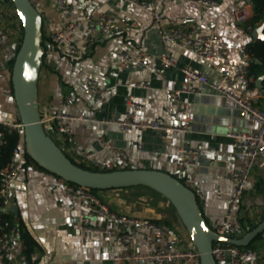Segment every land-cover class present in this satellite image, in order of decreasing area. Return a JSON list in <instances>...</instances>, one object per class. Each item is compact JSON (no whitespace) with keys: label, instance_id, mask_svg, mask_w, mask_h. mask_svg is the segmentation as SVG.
<instances>
[{"label":"crops","instance_id":"0c3cea01","mask_svg":"<svg viewBox=\"0 0 264 264\" xmlns=\"http://www.w3.org/2000/svg\"><path fill=\"white\" fill-rule=\"evenodd\" d=\"M30 1L41 15L42 34L45 38L43 63L37 81L36 102L39 113L53 114L66 98L69 99V104L63 106V111L86 119L73 124V144L68 156L73 161H82L78 151H86L92 152L95 159L106 162L111 154L103 148L99 140L102 139L103 143L125 149V166L172 174L170 163L177 157L181 145L198 149L197 166L190 172L196 189L206 199L205 204L200 205L203 218L210 228L215 220L222 219L233 191L231 183L224 176L229 170L241 165L234 158L232 141L226 135L230 132L252 131L255 126L250 124L243 111L225 109L221 98L209 84L220 82L218 67L230 69L239 63L241 46L264 39L262 24L254 26L249 35H238L235 31L232 0H216L217 5L212 9L192 4L170 5L168 0H154L157 10L163 14L158 23L147 12L122 0H70L75 4L76 10L65 21L81 20L86 10H96L116 18L110 31L105 35H98L89 48L84 47L85 33L79 30L76 42L80 54L71 57L47 42L49 35L59 29L62 22L54 10L56 0ZM12 19L14 23L10 26L0 19V63L6 70L5 79H0V122L10 125L18 124L19 116L13 97L5 96L3 88L11 86L10 65L21 34L17 18L12 16ZM181 25L192 26L201 35L213 32L221 37L226 44L223 57L205 63L188 51L161 42L157 35L158 28ZM120 53L131 56L145 53L155 58L146 71L116 70ZM161 53L173 59L175 66L162 68L156 58ZM182 67L198 69L208 80V84L194 85L198 94L183 96L191 121L186 133L164 142L155 132L131 130L123 133L115 124L109 123L111 119L123 118L128 98L143 105L138 115L140 121L160 118L167 124L177 123L170 106V94L183 85L180 72ZM155 72H160L161 75L156 76ZM87 78L95 80L112 94L106 104L95 103L86 86ZM252 84L251 92L246 96L256 107L264 110L261 78L254 80ZM45 131L57 141L53 129ZM138 141L141 142L140 148L136 147ZM84 163L92 166L91 161ZM66 184L64 180L36 164L30 163L22 168L13 185L9 209L13 208L14 212H0V215L11 214L12 222L17 227L15 256L36 252L37 259L33 264H112L111 258L115 253L134 252L142 255L146 252L145 237L139 229L127 247H116L114 237L105 234H87L82 241L77 209L64 197ZM137 188L139 187L105 190L98 194L107 200L106 205L114 212L170 226L174 235L185 238L186 231L175 211L172 216L155 212L154 208L147 209L139 200L129 197ZM237 215L247 228L250 223L257 224L262 220L264 166L253 168L238 205ZM90 224L101 228L106 226L101 220H92ZM24 235L34 242L29 251ZM250 244L256 262L264 260V233L260 238H254ZM154 245H163V242L156 241Z\"/></svg>","mask_w":264,"mask_h":264},{"label":"built area","instance_id":"2783aa9c","mask_svg":"<svg viewBox=\"0 0 264 264\" xmlns=\"http://www.w3.org/2000/svg\"><path fill=\"white\" fill-rule=\"evenodd\" d=\"M122 1L147 12L155 23L160 22L163 18V14L157 10L154 0ZM168 2L170 5L192 4L204 9H212L217 5L216 0H168ZM6 3L7 1L0 0V19L3 20L2 23L10 26L14 23L12 16L16 17V15L12 4L9 3L10 6H7ZM231 6L236 33L242 36L251 34L252 28L249 25L246 26L252 13L250 2L247 0H232ZM54 10L56 16L62 22L59 29L49 35L47 42L71 57L80 54L76 42V34L79 30L84 31L83 44L85 48H89L94 44L98 35L107 34L116 22L115 17L98 13L96 10L84 11L81 20L65 21V18L76 10L75 4L70 0H56ZM157 35L163 44L175 45L190 52L205 63L222 58L226 50L225 42L217 34L211 32L201 35L196 32L194 27L189 25L160 27L157 29ZM154 58L155 56L145 53H137L134 56L128 53H120L115 68L116 70L141 69L146 71ZM156 58L162 68L175 66L174 60L165 53H161ZM251 61L247 45L241 46L239 63L230 69L222 66L218 67L217 72L220 82L209 84L210 88L221 98L225 109L243 111L247 114L250 124L255 126L252 131L230 132L226 135L232 141L234 158L241 165L238 168L229 170L224 176V179L231 183L233 191L227 201L225 215L222 219L215 220L211 229L216 235L227 238H237L248 230L238 217L237 209L253 168L264 166V110L256 107L252 100L246 96L248 92H251L252 80L249 75ZM180 72L183 76V85L170 94V106L177 123L167 124L160 118L140 121L138 115L142 111L143 105L132 98H128L126 101L127 110L123 118L111 119L109 123L115 124L123 133H128L131 130L155 132L164 142L172 141L176 135L186 133L190 129L191 121L188 116V105L183 96L198 94L199 92L194 88V85L208 84V80L206 75L198 69L182 67ZM155 75L160 76L161 74L155 72ZM5 77L6 70L0 63V79H5ZM85 82L97 105H104L108 102L112 94L106 88L90 78H87ZM3 94L12 98L10 85L3 88ZM67 104H69V99L65 98L53 114H40V123L44 130L53 129L57 137L56 144L68 145L70 150L73 144L74 122L86 119L65 113L63 106ZM16 130L22 136L20 123L10 125L0 122V146L5 143L4 132L10 133ZM99 140L103 148L111 154L108 161L103 162L95 159L92 152L78 151L82 161L74 162L83 164L87 160L91 161L92 166L89 167L102 172L119 170L124 167L127 160L125 149L103 143L102 139ZM136 147H141L140 141L136 143ZM177 152V157L170 163L172 174L177 175L178 178H175L194 193L199 206L204 205L206 199L196 189L195 181L190 172L197 166L198 149L181 145ZM22 164L23 150L20 143L12 150L7 164L0 168V212L7 211L11 205L13 185L22 170ZM64 197L69 204L77 209L78 226L82 241L87 234H105L114 237L116 247H127L134 240L138 229L143 232L147 247L146 252L142 255L134 252L115 253L111 258L112 264H199V252L187 233L185 238H182L177 234L174 235L170 226L158 224L152 220L116 213L98 196V192L92 193L90 189L70 183H67L64 188ZM92 220H101L105 222L106 226L101 228L91 225ZM156 241L163 242V245L155 246ZM17 242V227L15 224L7 228L0 226V264H33L36 261V252L20 253L15 256ZM211 254L215 264H264V260L256 262L255 253L251 248L221 242L213 243Z\"/></svg>","mask_w":264,"mask_h":264},{"label":"water","instance_id":"95a60500","mask_svg":"<svg viewBox=\"0 0 264 264\" xmlns=\"http://www.w3.org/2000/svg\"><path fill=\"white\" fill-rule=\"evenodd\" d=\"M22 29L10 70L12 97L22 126L25 150L36 165L67 183L105 191L145 187L167 200L200 255L199 264H215L212 245H248L264 231V219L241 238L216 235L205 222L194 193L169 173L152 169L90 171L73 164L40 123L37 81L42 65V19L30 0H9ZM250 2V0H247ZM200 160V158L198 159ZM14 212L13 208L8 209Z\"/></svg>","mask_w":264,"mask_h":264},{"label":"trees","instance_id":"16d2710c","mask_svg":"<svg viewBox=\"0 0 264 264\" xmlns=\"http://www.w3.org/2000/svg\"><path fill=\"white\" fill-rule=\"evenodd\" d=\"M6 1L8 3H11L9 0H6ZM250 4L252 6V13H251V16L249 17V19L246 23V26L249 25L250 28H253L254 26L262 24V26H263L262 27V33L264 34V0H250ZM20 33L21 34H20L19 42L16 46V51H17L19 44H20V41H21L22 29H21ZM44 39H45L44 35L42 34L43 52H44ZM247 51L249 52L251 59H252L250 66H249V75H250V78L252 80L251 86L253 85L252 83L254 80L261 78L262 89L264 90V39L263 40H256L255 42L247 44ZM12 62H13V60L11 61V65H12ZM42 63H43V57H42ZM11 65H10V67H11ZM19 123H20V121H19ZM4 140H5L4 145L0 146V168L4 167L7 164L9 157L12 153V150L17 145H19L20 143L22 145V150H23L22 168L26 167L31 162L36 164L35 161L31 158V156L25 150L24 143H23V136H21L19 134V131L16 130V131H12L10 133L5 131L4 132ZM65 155H66V157H68L70 159V161L73 164L77 165L78 167L86 169V170H90V171H97L95 168L91 167L92 168L91 169V168H87V167L83 166L82 164H77L67 154H65ZM120 169H131V168L124 166ZM170 175L175 178V176H173L172 174H170ZM124 189H126V188H124ZM90 190L92 193L99 192L98 190H92V189H90ZM263 219H264V216L262 217V220ZM261 221H259L257 224L256 223L255 224L250 223L248 230L246 232H244L243 234L239 235L237 238H241L245 233H248L249 231L253 230ZM11 225H13L11 214L2 213L0 215V226L7 228V227H10ZM263 233L264 232L258 234L255 238H260L263 235ZM23 239H24L25 244L28 247V251L31 250V248L34 245V242L32 241V239L30 237H28L27 235L26 236L24 235ZM244 247L253 249V247L251 246L250 243Z\"/></svg>","mask_w":264,"mask_h":264},{"label":"rangeland","instance_id":"374dc122","mask_svg":"<svg viewBox=\"0 0 264 264\" xmlns=\"http://www.w3.org/2000/svg\"><path fill=\"white\" fill-rule=\"evenodd\" d=\"M60 148L64 151V153H66L68 155V153H69L68 152V150H69L68 145H65V144L61 145ZM31 163H33V162H31ZM82 165L87 167V168H91L88 165H86V163H83ZM172 175L177 177V175H175V174H172ZM98 196L101 199H103L104 202H107V200L102 195L98 194ZM129 197L134 198L136 200H139L140 203L143 204L142 206L147 208V209L154 208L153 210L155 212H161L163 214H170L171 216L174 215V210H173L172 206L170 205V203L167 200H165L162 196H160L159 194L153 192L152 190H150L148 188L139 187V188L133 190L130 193Z\"/></svg>","mask_w":264,"mask_h":264}]
</instances>
